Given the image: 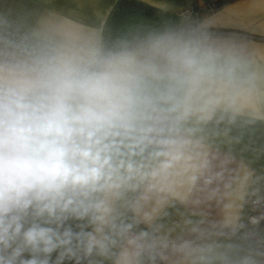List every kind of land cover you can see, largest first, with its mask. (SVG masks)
<instances>
[{
	"label": "clouds",
	"instance_id": "1",
	"mask_svg": "<svg viewBox=\"0 0 264 264\" xmlns=\"http://www.w3.org/2000/svg\"><path fill=\"white\" fill-rule=\"evenodd\" d=\"M262 222L264 47L0 3V264H264Z\"/></svg>",
	"mask_w": 264,
	"mask_h": 264
},
{
	"label": "crops",
	"instance_id": "2",
	"mask_svg": "<svg viewBox=\"0 0 264 264\" xmlns=\"http://www.w3.org/2000/svg\"><path fill=\"white\" fill-rule=\"evenodd\" d=\"M207 1L162 0L163 7L157 8L152 6L156 0H6L17 10L55 9L112 28L163 20L202 22L240 44L264 47V0H230L213 12L206 10ZM184 8H192L187 19Z\"/></svg>",
	"mask_w": 264,
	"mask_h": 264
},
{
	"label": "built area",
	"instance_id": "3",
	"mask_svg": "<svg viewBox=\"0 0 264 264\" xmlns=\"http://www.w3.org/2000/svg\"><path fill=\"white\" fill-rule=\"evenodd\" d=\"M228 1L230 0H208L207 2H205V8L208 12H213ZM191 12L192 8H184L182 9L181 14L184 16V18L187 19L190 16Z\"/></svg>",
	"mask_w": 264,
	"mask_h": 264
}]
</instances>
